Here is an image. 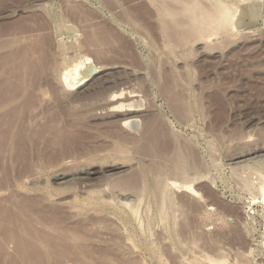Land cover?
Instances as JSON below:
<instances>
[{"label": "rangeland", "instance_id": "obj_1", "mask_svg": "<svg viewBox=\"0 0 264 264\" xmlns=\"http://www.w3.org/2000/svg\"><path fill=\"white\" fill-rule=\"evenodd\" d=\"M225 1L239 15L212 49L171 54L149 0H0V264H264V0ZM178 148L200 169L168 177L165 226L115 181L150 183Z\"/></svg>", "mask_w": 264, "mask_h": 264}, {"label": "bare ground", "instance_id": "obj_2", "mask_svg": "<svg viewBox=\"0 0 264 264\" xmlns=\"http://www.w3.org/2000/svg\"><path fill=\"white\" fill-rule=\"evenodd\" d=\"M149 4L150 7H152V10L150 11V14L153 15V18L154 20L157 22L158 24V30H159V33L161 35V37H163V40L165 41L166 43V48L168 50V52H170L171 54H176L177 51H183V50H186L190 47L193 48V46H202V47H209V49L211 48V45H210V42H212L214 39H216L215 41L217 42V38H215L217 35L221 34V33H224L225 30H227V28L229 27V25H232V23L235 21V19L237 18V16L239 15V13L237 12L238 10L237 7L234 8V6L232 4H229V2L227 3L225 0H149ZM107 5V4H106ZM105 6V4H104ZM46 11V10H45ZM127 12V11H126ZM46 13V12H45ZM241 13V12H240ZM133 14V13H132ZM125 16V15H123ZM136 16V15H135ZM126 17V16H125ZM151 18V17H150ZM145 20V19H144ZM242 21V20H241ZM133 24L135 25V27H139V24L136 23V21H132ZM142 22V21H141ZM140 23V22H139ZM141 24V23H140ZM57 25V24H56ZM91 27V26H90ZM71 31V30H70ZM110 32V31H109ZM138 33V32H137ZM146 33V32H145ZM94 35V34H92ZM147 36V35H146ZM239 36V35H238ZM224 37V36H223ZM227 37V36H226ZM91 39V38H90ZM90 41V40H89ZM228 41V40H227ZM91 42V41H90ZM113 42V41H112ZM63 43V42H62ZM214 43V42H213ZM226 43V42H225ZM88 44V42H87ZM106 44V43H105ZM115 44V43H114ZM150 44V43H149ZM212 44V43H211ZM74 45V44H73ZM219 44L215 45L214 43V46H218ZM222 45V44H221ZM154 46V45H153ZM62 47V46H61ZM92 47V46H91ZM152 47V46H151ZM219 47V46H218ZM154 48V47H153ZM190 48V49H192ZM99 49V48H98ZM212 49V48H211ZM204 50V49H203ZM215 50V49H214ZM69 51V50H68ZM192 51V50H190ZM194 51V50H193ZM181 54V53H180ZM185 54V53H184ZM191 54V53H190ZM190 56V55H189ZM73 59H76V58H73ZM174 59V58H173ZM175 60V59H174ZM31 61V60H30ZM30 63V62H29ZM89 63V62H88ZM93 64V62H91ZM172 63V62H171ZM15 64V63H14ZM63 65V64H62ZM13 66V65H12ZM11 66V67H12ZM66 67V66H65ZM93 67H95L93 65ZM14 68V67H13ZM20 68V67H19ZM25 68V67H24ZM80 68V67H79ZM98 68V67H96ZM95 68V69H96ZM89 69V68H88ZM13 70V69H12ZM158 70V69H157ZM89 71V70H88ZM15 72V70H14ZM18 72V71H17ZM90 74V73H89ZM88 74V75H89ZM93 74V73H92ZM89 75V77H91V75ZM88 75L85 71H78L77 72V75L72 77H66L65 78V82L67 84V86L71 87V86H74L75 85H79L81 84L83 81H87V78H88ZM7 76V75H6ZM174 76V75H173ZM179 75H177L178 77ZM181 77V76H180ZM64 79V78H63ZM183 79V77H182ZM25 80V79H24ZM175 80V79H174ZM184 81V80H183ZM178 82V81H177ZM182 83V82H181ZM64 84V83H63ZM176 84V83H175ZM179 86V85H178ZM66 87V86H65ZM74 87H72L74 89ZM165 87V86H164ZM64 88V87H63ZM67 88V87H66ZM76 88V87H75ZM177 88V87H176ZM68 89V88H67ZM72 89V90H73ZM167 89V87H166ZM169 89V88H168ZM24 90V89H23ZM166 91V90H165ZM27 93V92H26ZM118 93H120V91L118 90ZM134 93V92H133ZM170 93V92H169ZM172 93V92H171ZM116 94V93H115ZM114 94V95H115ZM125 94V93H124ZM122 94V95H124ZM132 94V93H131ZM130 94V96H132ZM175 94V93H174ZM118 95V94H117ZM169 95H172V94H169ZM125 96V95H124ZM120 97V96H119ZM134 97V96H133ZM171 97V96H170ZM177 97V96H176ZM118 98V96H117ZM121 98V97H120ZM129 98V96H128ZM175 98V97H174ZM131 99V98H130ZM178 99V98H177ZM199 99V98H198ZM14 100V99H13ZM17 100V99H16ZM119 100V99H117ZM123 100V99H122ZM126 100V98H125ZM112 101H116V98L113 99ZM187 102V101H186ZM10 103V102H9ZM111 103V101H110ZM114 103V102H113ZM179 103V102H178ZM181 103V102H180ZM197 103V102H196ZM115 104V103H114ZM118 104V103H117ZM112 105V104H111ZM187 105V104H186ZM203 106V105H202ZM3 107V106H2ZM120 108H122V106H113L109 111L112 113H116V112H119L121 110H119ZM203 109V108H202ZM188 110V109H187ZM126 111V110H125ZM124 111V112H125ZM129 111V110H128ZM131 112V111H130ZM133 112V111H132ZM186 112V111H185ZM188 112V111H187ZM123 113V112H121ZM126 113V112H125ZM190 114L192 112H189ZM118 114V113H117ZM128 114V113H126ZM124 114V115H126ZM185 114H188V113H185ZM131 116V114H129ZM135 115V114H134ZM133 115V116H134ZM189 115V114H188ZM129 117V116H128ZM127 119V117H126ZM159 119V118H158ZM125 120V118H124ZM156 122V121H155ZM128 123V121H123V127ZM150 123V122H148ZM153 123V122H152ZM4 126V125H3ZM122 126V125H121ZM146 130L145 131V134L143 135L144 136V139H143V136L141 139V141H139V143H136L138 144V146L145 140L147 143L146 147H145V150L146 152L148 151V153L150 152L151 154L155 153V135L157 136L159 132V130L157 129L156 126H154V124H148L145 126ZM158 131H157V130ZM161 130H163L161 128ZM13 131V130H12ZM128 131V130H127ZM164 132V131H163ZM13 135V134H12ZM10 136V135H9ZM175 136V135H174ZM11 137V136H10ZM10 137L8 139H10ZM13 138V137H12ZM11 138V139H12ZM174 139V138H173ZM176 139V138H175ZM174 139V140H175ZM144 141V142H145ZM157 141V140H156ZM11 142V141H9ZM12 143V142H11ZM176 144L178 145V143L176 142ZM212 145V144H211ZM182 148V147H181ZM120 149H122L120 147ZM215 149V148H214ZM119 150V149H118ZM177 150L176 153L175 151L173 152V156H169V159L168 160H171L170 163H173L172 167L169 166L166 162L167 160H165L166 162L165 163H161L160 165V162L158 164V162L153 165L150 166L149 169H147V171L149 172L148 174H152L153 176H150L152 179L150 180V183H148L146 181V179H140V182H142L141 186L140 184H138L137 180L135 178H129L128 180H125L127 181L126 184L124 183L125 181L122 179V181L120 180V183L118 181H115V183H118L116 186L118 187H122L123 189L125 188L127 190H132V192L136 195L138 193V195L140 193H142L140 196H141V200L143 198V194L145 196V193H148V195L150 196V198L152 197L155 201L153 202V204H157V205H154V206H157V212L158 213V216H160V218H162L164 221H166L167 219H170L171 215L172 217L175 216L173 213L175 212L177 214L176 211H178V209L176 208V203L174 202V197H172V186L171 183L168 182V180L173 177L174 179L177 178V180L180 182H183L186 186L187 184L189 183L190 185H192L190 182L193 180H191V178H193L191 175V172L189 175V171L190 170H198L200 169V165H197L195 160L193 158H190V156L186 153H184L185 151H183L182 149H175ZM157 153V151H156ZM152 154V156H153ZM166 154V153H165ZM164 154V155H165ZM160 155V154H159ZM150 156V155H149ZM158 156V153L157 155ZM163 156V155H162ZM168 156V155H167ZM166 156V157H167ZM154 158L153 159H156L155 158V155L153 156ZM159 158V157H157ZM161 159V157H160ZM167 159V158H166ZM159 160V159H158ZM162 160V159H161ZM164 160V159H163ZM154 161V160H152ZM153 163V162H152ZM164 164H167V166H169L170 168H168L166 165ZM199 164V163H198ZM144 166V165H143ZM146 166V165H145ZM202 167V166H201ZM148 168V166H147ZM142 170V169H141ZM144 170V169H143ZM146 170V169H145ZM195 172V171H194ZM193 172V173H194ZM202 172V171H201ZM141 174V173H140ZM139 174V175H140ZM195 174V173H194ZM193 174V175H194ZM197 174V172H196ZM170 175H173L171 176L170 178H168ZM202 175V174H201ZM148 176V175H147ZM199 176V175H197ZM261 176V175H260ZM138 177V176H136ZM145 177V175H144ZM262 178V177H260ZM197 179V178H196ZM195 180V179H194ZM193 180V181H194ZM260 180V179H259ZM263 182L262 184L260 185V188H261V193H262V196L264 197V179H262ZM131 183H130V182ZM171 181V180H170ZM192 181V182H193ZM139 182V183H140ZM172 182V181H171ZM183 184V185H184ZM184 185V186H185ZM189 185V187H190ZM110 186V185H109ZM112 186V185H111ZM115 186V188H116ZM112 188V187H111ZM120 188V190L122 189ZM258 189V188H257ZM127 190V191H128ZM130 190V191H131ZM125 191V190H124ZM172 191V192H171ZM194 191V190H193ZM260 192V190H258ZM131 192V193H132ZM147 195V196H148ZM134 196V195H133ZM140 196H139V199H140ZM137 198V196H136ZM146 199V198H145ZM176 200V199H175ZM138 201V200H137ZM148 201V200H147ZM151 201V199H150ZM127 202V201H126ZM140 202V201H139ZM138 202V203H139ZM144 202V201H143ZM117 203V202H116ZM129 202H127L128 204ZM149 203V201H148ZM152 203V202H151ZM134 204V203H133ZM141 204V203H140ZM152 204V205H153ZM122 205V204H120ZM137 205V203H136ZM179 206V205H178ZM180 207V206H179ZM129 209V207H127ZM133 208V207H132ZM150 208V207H149ZM176 208L174 211L173 209ZM138 209H134V210H131L133 211L134 213H136ZM156 210V209H155ZM130 211V210H129ZM130 211V212H131ZM138 212V211H137ZM148 212V211H147ZM150 212V211H149ZM171 212H173L171 214ZM137 214V213H136ZM135 214V215H136ZM155 214V213H154ZM130 215V214H129ZM153 215V214H152ZM183 215V214H182ZM157 216V217H158ZM132 217H133V214H132ZM136 217V216H135ZM139 218V217H137ZM152 218V217H151ZM160 218H157V219H160ZM175 218V217H174ZM172 218V219H174ZM131 219V218H130ZM134 219V218H132ZM11 220V219H10ZM148 220V219H147ZM156 220V219H155ZM161 220V219H160ZM162 220V221H163ZM171 220V219H170ZM180 220V219H179ZM15 221V220H14ZM161 221V222H162ZM136 222V221H135ZM171 222V221H170ZM14 223V222H13ZM12 223V224H13ZM156 223V222H155ZM169 224V221L165 222V226L166 224ZM173 224H178L176 223V221H173L172 222ZM148 224V223H147ZM150 224V223H149ZM154 224V223H153ZM172 225V224H171ZM176 225H174L176 227ZM180 225V224H179ZM187 225V224H186ZM17 226V225H16ZM21 227L18 228L17 232H18V235H17V232H14L12 233L11 232V235H13V239H11L10 242H12L14 244V236L17 238L19 237V239H22L23 240L26 236H28L24 230L26 231V229L23 228V225H19ZM139 226V225H138ZM152 226V225H151ZM164 226V225H163ZM142 227V222L140 224V228ZM168 227V225H167ZM166 227V228H167ZM178 227V226H177ZM177 227L176 229L175 228H172V229H175L173 235L175 234V236L177 235V237H179L178 235V231H177ZM26 228V226H25ZM146 228V227H145ZM150 228V227H149ZM170 228V229H171ZM24 229V230H23ZM138 229V228H137ZM118 230V229H117ZM150 230V229H149ZM169 230V229H168ZM182 230V229H181ZM142 231V230H140ZM172 231V230H171ZM177 231V233H175ZM20 232V233H19ZM150 232V231H149ZM148 232V233H149ZM9 233V232H8ZM29 234V232H27ZM36 233V232H35ZM20 234V235H19ZM141 234V233H140ZM151 234V233H149ZM182 234V233H181ZM180 234V236H181ZM26 235V236H25ZM31 235V233H30ZM29 235V237H30ZM37 235V234H36ZM35 235V236H36ZM39 235V234H38ZM143 235V234H142ZM145 235V234H144ZM143 235V237H144ZM170 235V234H169ZM32 236V235H31ZM34 236V237H35ZM75 236V235H74ZM74 236L72 235V237L74 238ZM78 236V235H77ZM133 236V235H132ZM157 236V235H156ZM28 239H32L34 237H30ZM40 237V236H39ZM71 237V238H72ZM152 237V236H151ZM174 237V236H173ZM10 238V237H8ZM41 238V237H40ZM76 238V237H75ZM74 238V239H75ZM141 238V237H140ZM149 238V237H148ZM39 239V238H38ZM43 239V238H42ZM78 239V238H77ZM130 239V238H129ZM135 239V238H133ZM163 239V238H162ZM178 239V238H176ZM174 239V240H176ZM180 239V238H179ZM7 240V239H6ZM10 240V239H9ZM7 240V242L9 241ZM26 241H28L26 238H25ZM25 240H23L22 242H24ZM73 240V239H72ZM183 240V239H182ZM40 241H42L40 239ZM77 241V240H75ZM131 243L132 240H130ZM150 241V239H149ZM165 241V240H164ZM6 242V241H5ZM16 242V240H15ZM21 242V243H22ZM43 242V241H42ZM48 242V241H47ZM177 242H180L179 240ZM182 242V241H181ZM8 243H6L7 245ZM17 246L18 243L16 242L15 243ZM27 244L29 246H34L35 248H41L46 254L47 252L51 251H47V249L45 248V245L44 244H41V242L39 243H28ZM26 244V245H27ZM75 244V243H74ZM80 244V243H79ZM117 244V243H116ZM180 244V243H179ZM183 244V243H182ZM10 245V244H9ZM133 245V244H131ZM151 245V244H150ZM177 245V244H176ZM3 246V245H2ZM14 246V245H12ZM16 246V247H17ZM47 246V245H46ZM142 246V245H141ZM187 247V245H185ZM144 247V246H143ZM153 247V245H152ZM183 247V246H182ZM28 247H26V250H27ZM30 248V247H29ZM32 248V247H31ZM48 248V247H47ZM146 248V247H145ZM9 249V248H8ZM18 249H20L18 247ZM23 249L22 251H25L24 249L25 248H21ZM50 249V247H49ZM78 249V248H77ZM150 249V248H149ZM133 250V249H132ZM137 250V249H136ZM21 251V250H20ZM21 251V252H22ZM14 252V251H13ZM84 253V252H83ZM124 253V252H123ZM25 255V254H24ZM18 256V255H17ZM20 256V255H19ZM83 256V255H81ZM24 257V256H23ZM26 257V256H25ZM157 257V256H156ZM186 257V256H185ZM205 257V256H204ZM5 258V257H4ZM85 258V257H84ZM162 258V257H160ZM194 258V257H193ZM209 259V257H208ZM182 260V259H181ZM193 260V259H192ZM195 260V259H194ZM198 260V259H197ZM202 260V259H201ZM25 261V260H24ZM90 261V260H89ZM199 261V260H198ZM197 261V263H198ZM207 261V260H206ZM210 261H211V258H210ZM209 261V263H210ZM221 261V260H220ZM196 262V261H195ZM225 262V261H224ZM76 263V262H75ZM114 263V262H113ZM188 263V262H187ZM200 263V262H199ZM208 263V262H207ZM211 263H214L211 261ZM216 263V262H215ZM203 264V263H202ZM205 264V263H204ZM218 264V263H216ZM220 264V262H219ZM224 264V263H223Z\"/></svg>", "mask_w": 264, "mask_h": 264}]
</instances>
